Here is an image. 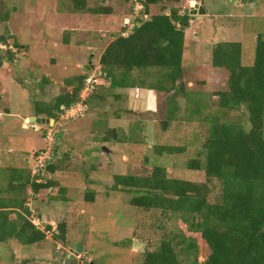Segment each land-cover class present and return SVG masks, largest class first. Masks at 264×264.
Instances as JSON below:
<instances>
[{
    "label": "rangeland",
    "instance_id": "rangeland-1",
    "mask_svg": "<svg viewBox=\"0 0 264 264\" xmlns=\"http://www.w3.org/2000/svg\"><path fill=\"white\" fill-rule=\"evenodd\" d=\"M101 1L96 0L92 8L105 6ZM109 1L112 3L106 6L113 8L114 13L96 17L90 23L82 19L89 15L75 13L67 0H0V45L13 47L12 51L0 49L2 206L14 203L11 199L16 194L12 198L9 195L21 190V183L32 176L34 155L48 147L42 137L48 126L35 132L32 127H24V119L37 117V109L70 93L73 89L67 86L74 88L77 84L72 79L86 75L97 80L95 97L85 105L84 116L61 119L57 115L56 154L51 161L57 170L53 174L44 170L37 182L51 183L52 187L42 188L38 194L31 188L23 192L35 224L40 223L45 231L47 226L55 231L65 224V239H55L50 229L45 241L32 247L17 242L15 248L0 244V264H65L66 260L68 264H142L145 253L156 251L166 232L179 231L196 240L199 264L210 255L201 236L190 233L182 222L159 210L132 207L129 201L135 193L113 192L111 187L115 176L136 173L145 159L150 166L164 168L170 178L204 181V172L190 171L186 163L201 152L208 124L203 119L188 118L192 112L187 113L186 97L191 94L192 101L209 106L215 102L212 94L226 90L228 72L212 66V50L218 43H241L243 65L252 64L256 38L258 34L264 38V0H195L207 14L191 19L185 31L181 81L184 89L167 130L159 125L169 119L165 93L140 87L111 91L109 82L100 78L101 51L113 36H127L135 23L131 0ZM195 1L170 5L163 2L152 7L147 17L141 11L136 18L148 21L153 14L172 7L179 13L186 8L184 15L190 16L188 8ZM58 16L60 22L55 21ZM100 35L106 39L100 41ZM8 51L13 60L8 58ZM84 66L87 69L83 71ZM45 75L56 85H47ZM115 93L122 99L116 100ZM234 116L246 123L242 113ZM143 123L148 128L140 135L136 129ZM110 129L116 130V137L107 134ZM157 146L185 150L176 155H158L154 153ZM103 147L110 154H105ZM31 179L35 182V178ZM135 241L143 244L142 252L134 249Z\"/></svg>",
    "mask_w": 264,
    "mask_h": 264
},
{
    "label": "trees",
    "instance_id": "trees-1",
    "mask_svg": "<svg viewBox=\"0 0 264 264\" xmlns=\"http://www.w3.org/2000/svg\"><path fill=\"white\" fill-rule=\"evenodd\" d=\"M67 1L75 13L108 16L110 12L103 5L88 9V0ZM181 1L140 0V3L142 13L148 15L152 7L163 2L170 5ZM190 25L191 16L180 15L174 7L170 11L164 8L162 13L153 14L148 21L135 22L127 36H113L98 61L100 78L109 82L111 91L140 87L167 95L170 113L166 122H159L163 130H167L174 121L177 98L184 89L181 82L184 78L182 60L185 31ZM7 55L13 60L11 52ZM251 63L243 65L241 43H218L212 50V66L228 72L226 90L212 94L215 102L209 106L201 104L199 100L192 101L191 94L186 97L187 113L192 112V119L188 118L203 119L208 124L201 152L197 158L186 163L188 170L204 172L203 182L170 178L164 168L150 166L146 159L141 167L135 169L136 173L113 178V192L135 193L129 201L130 206L146 211L159 210L182 222L190 233L199 234L210 250L203 264H264L262 34L256 38ZM88 77L83 75L72 79L77 83L73 90L58 96L42 110L37 109V117L44 116L42 118L56 123L57 115L60 117L64 114L61 107L68 110L81 102L80 93ZM94 97L95 90L84 104ZM114 97L116 100L122 99L116 93ZM237 113L246 116V123L234 116ZM139 126L136 131L141 135L148 126L144 123ZM107 134L116 137V130L110 129ZM184 150V147L157 146L154 153L176 155ZM53 153L54 158L56 149ZM51 161L45 167L49 174L57 170ZM41 173L35 176V182L27 180L21 183V190L30 187L34 194H38L42 188H51V183H37ZM89 199L92 200L93 196ZM14 200L11 206L0 208V244L15 241L32 247L45 241L46 232L52 230L50 226H47V231H41L22 214L5 210L17 208L24 215H30L25 200ZM65 234V224H60L53 231L55 239L64 240ZM198 255L199 248L194 238L187 237L181 231L166 232L158 249L145 253L142 264H199Z\"/></svg>",
    "mask_w": 264,
    "mask_h": 264
},
{
    "label": "built area",
    "instance_id": "built-area-1",
    "mask_svg": "<svg viewBox=\"0 0 264 264\" xmlns=\"http://www.w3.org/2000/svg\"><path fill=\"white\" fill-rule=\"evenodd\" d=\"M133 4V20H136L138 17V14L142 11L143 7L140 3V0H131ZM195 3H191V6H189L188 8V12H191L192 10H194L196 7L194 5ZM186 9V8H184ZM182 10L180 12V15H184L185 14V10ZM147 17V16H145ZM0 49L3 50H13L12 45L11 46H6V45H0ZM90 78V79H89ZM86 81H85V86L81 92V102L78 103L77 105H75L74 107L66 110L64 109V107H61V110L64 111V114H62L60 116L61 119H73L75 117H79V116H84V111L86 110L85 104L84 102L88 100V98L90 97V95L93 93L94 90V85L97 83V80L94 79V77H89ZM138 91V90H136ZM137 96V95H136ZM24 127L26 129H29L30 127H32V129L35 132H40L42 130V127L36 124H31L30 120L25 119L24 120ZM47 129V130H46ZM43 132H42V137L43 140L45 142L48 143V147L47 149H45L44 151H40L38 153L37 156L34 155V168L32 170V177L35 178V176L40 172H43L45 170V167L47 166L48 162H50L53 159V151L56 149V142H55V133H54V127L48 126V128H46ZM38 229L40 228V223L39 224H35L34 219L30 220Z\"/></svg>",
    "mask_w": 264,
    "mask_h": 264
},
{
    "label": "crops",
    "instance_id": "crops-1",
    "mask_svg": "<svg viewBox=\"0 0 264 264\" xmlns=\"http://www.w3.org/2000/svg\"><path fill=\"white\" fill-rule=\"evenodd\" d=\"M96 0H88V2H87V7H88V9H90V10H93V3L95 2ZM102 1H104V4H105V7H107L106 5H107V3H112L111 1H109V0H102ZM101 1V2H102ZM116 1H118V0H113V2H116ZM195 1V0H194ZM194 1H192L191 0V2H194ZM196 3H198V1H195ZM195 3V4H196ZM104 6V5H103ZM198 6H201V7H203L202 5H199V3H198ZM108 7H110V6H108ZM108 9H110V12H109V15L108 16H110V15H112L113 13H114V10H113V8H108ZM205 10V9H204ZM206 12V11H205ZM83 14H86V15H89V16H84V17H82V19H83V21H85V22H88V21H90V23H92V22H94L95 21V18L97 17V19H99L98 17H100V16H98V15H93V14H91V13H83ZM207 14V13H206ZM60 18L61 17H56V19H55V21L57 22H60ZM100 32H103V31H99V33ZM104 32H106V30L104 31ZM66 35H69V31H65L64 32ZM101 39H100V41H104L106 38L105 37H102L101 35L99 36ZM112 40V39H111ZM110 40V41H111ZM110 41H108L107 42V44H109V42ZM107 44L105 45V47L107 46ZM103 50V49H102ZM101 54H102V51H101ZM100 56L101 55H99V57H98V60L100 59ZM87 68H86V66H84L83 67V71L84 70H86ZM45 78V80H47V81H45V83L47 84V85H50V84H52V83H50L49 82V79H50V76L49 75H45L44 76ZM34 81H36V80H34ZM7 82H8V80H7ZM54 84H52V85H56V83L55 82H53ZM68 87V89H73V85H69V86H67ZM143 93L141 92V98L143 97ZM146 97V96H145ZM140 98V99H141ZM143 103H145V101L143 102ZM142 103V104H143ZM31 118H38V117H33V116H31ZM40 118H42V117H40ZM25 120V119H24ZM30 120V119H29ZM54 124H55V122H54ZM32 177L30 176L29 178H28V180H29V182H31L32 183V179H31ZM18 181H20V180H18ZM27 188H30V187H27ZM25 191H26V189H25ZM24 190H21V192L19 191L18 193H17V191L15 190V191H13V192H11V194L9 195V197L10 198H12L15 194V198L16 199H18L19 201H26V203H25V206L29 209V206H30V204L27 202V200H26V198H25V196L23 195L24 193ZM12 193H14V194H12ZM9 199V198H8ZM11 200H13V201H15L14 199H11ZM0 201L1 202H4V200H2L1 198H0ZM1 207H3L2 206V204H0V208ZM6 211H9V212H18L19 214H22L23 216H25L28 220H31V217H33V212H31L30 213V215H24L19 209H15V208H11V209H5ZM30 211V210H29ZM40 220L41 219H39V222H40ZM42 222H44V221H42ZM41 225V224H40ZM41 228V227H40ZM45 229V228H44ZM43 228H41V229H39V230H41V231H45ZM52 231H54L53 229H52ZM47 232H49V231H47ZM47 232H46V234H47ZM15 241H10V242H8V244L12 247V248H15ZM1 244H3V243H1ZM14 255H16V254H14ZM14 257V256H13Z\"/></svg>",
    "mask_w": 264,
    "mask_h": 264
},
{
    "label": "water",
    "instance_id": "water-1",
    "mask_svg": "<svg viewBox=\"0 0 264 264\" xmlns=\"http://www.w3.org/2000/svg\"><path fill=\"white\" fill-rule=\"evenodd\" d=\"M195 7H196L195 10H192L190 12V16H191L192 20L195 19L196 16H203V15L206 14V12H205L203 7L198 6V5H196ZM135 22H141V20L137 19V20H135ZM30 121H31V123H35V124L40 125V126H42V125H50V122H51V125L54 124V120H50V119H46V118H40V117H38V118H30ZM102 151L105 154H107V155L110 154V151L106 147H103ZM133 246H134L135 250H137L138 252H142L143 244L135 241ZM65 264H68V260L65 261Z\"/></svg>",
    "mask_w": 264,
    "mask_h": 264
},
{
    "label": "clouds",
    "instance_id": "clouds-1",
    "mask_svg": "<svg viewBox=\"0 0 264 264\" xmlns=\"http://www.w3.org/2000/svg\"><path fill=\"white\" fill-rule=\"evenodd\" d=\"M195 10V9H194ZM190 13V12H189ZM82 92V91H81ZM81 95V94H80ZM29 120V119H28ZM31 122V121H30ZM35 124V123H34ZM37 125V124H36ZM40 126V125H39ZM42 126H45V125H42ZM46 126H48V125H46ZM51 127H54V126H51ZM32 177V176H31ZM33 178V177H32ZM37 182H39V181H37Z\"/></svg>",
    "mask_w": 264,
    "mask_h": 264
}]
</instances>
